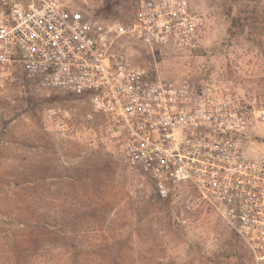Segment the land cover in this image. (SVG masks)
Masks as SVG:
<instances>
[{
	"label": "built area",
	"instance_id": "1",
	"mask_svg": "<svg viewBox=\"0 0 264 264\" xmlns=\"http://www.w3.org/2000/svg\"><path fill=\"white\" fill-rule=\"evenodd\" d=\"M204 25L189 0H138L128 23L89 0H0V94L17 76L50 94L85 96L127 170L155 202L190 186L264 264V155L253 151L264 107L222 80L162 78L155 54L196 44ZM134 40L146 58L118 47ZM103 131V132H101Z\"/></svg>",
	"mask_w": 264,
	"mask_h": 264
},
{
	"label": "rangeland",
	"instance_id": "2",
	"mask_svg": "<svg viewBox=\"0 0 264 264\" xmlns=\"http://www.w3.org/2000/svg\"><path fill=\"white\" fill-rule=\"evenodd\" d=\"M137 1L89 0L100 19L122 23L132 20ZM189 2L204 17L202 32L192 47L157 51L158 74L222 80L264 107V0ZM117 46L146 62L134 40L123 38ZM89 112L85 96L50 94L20 76L0 94V175L21 177L24 202L40 208L47 221L61 220L64 209L76 215L90 205L103 208L101 218L87 219L78 248L88 256L85 264H107L103 258L112 262L115 254L120 264H250L246 247L190 186L150 201L146 185L99 134V115L87 130ZM256 134L251 146L264 155V123ZM105 160L111 167L99 173L104 182L91 179L95 163ZM8 203L3 198L0 208Z\"/></svg>",
	"mask_w": 264,
	"mask_h": 264
},
{
	"label": "trees",
	"instance_id": "3",
	"mask_svg": "<svg viewBox=\"0 0 264 264\" xmlns=\"http://www.w3.org/2000/svg\"><path fill=\"white\" fill-rule=\"evenodd\" d=\"M110 167L109 160L95 163L91 179L104 182L99 173ZM23 183L19 176L0 175V200L9 202L0 208V264H85L88 256L78 248L85 243L87 219L101 218L103 208L90 205L76 215L64 209L61 220L47 221L40 208L21 198ZM118 255L112 262L105 257L103 261L120 264Z\"/></svg>",
	"mask_w": 264,
	"mask_h": 264
}]
</instances>
